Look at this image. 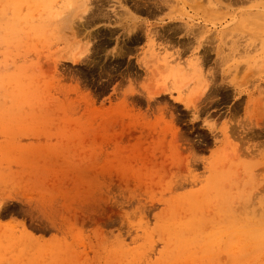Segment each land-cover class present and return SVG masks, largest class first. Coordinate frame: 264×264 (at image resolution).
<instances>
[{
	"label": "rangeland",
	"instance_id": "rangeland-1",
	"mask_svg": "<svg viewBox=\"0 0 264 264\" xmlns=\"http://www.w3.org/2000/svg\"><path fill=\"white\" fill-rule=\"evenodd\" d=\"M0 264H264V0H0Z\"/></svg>",
	"mask_w": 264,
	"mask_h": 264
},
{
	"label": "crops",
	"instance_id": "crops-1",
	"mask_svg": "<svg viewBox=\"0 0 264 264\" xmlns=\"http://www.w3.org/2000/svg\"><path fill=\"white\" fill-rule=\"evenodd\" d=\"M193 27H197V24H192ZM203 28H210L208 25L207 26H202ZM233 46L231 45V48L229 47V50L231 51L233 48ZM225 52H227V49L225 50Z\"/></svg>",
	"mask_w": 264,
	"mask_h": 264
},
{
	"label": "bare ground",
	"instance_id": "bare-ground-1",
	"mask_svg": "<svg viewBox=\"0 0 264 264\" xmlns=\"http://www.w3.org/2000/svg\"><path fill=\"white\" fill-rule=\"evenodd\" d=\"M89 97V96H88Z\"/></svg>",
	"mask_w": 264,
	"mask_h": 264
}]
</instances>
